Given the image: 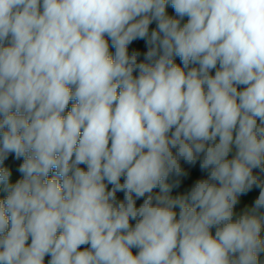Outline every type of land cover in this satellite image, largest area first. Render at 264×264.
I'll list each match as a JSON object with an SVG mask.
<instances>
[{
  "label": "clouds",
  "instance_id": "obj_1",
  "mask_svg": "<svg viewBox=\"0 0 264 264\" xmlns=\"http://www.w3.org/2000/svg\"><path fill=\"white\" fill-rule=\"evenodd\" d=\"M0 192V264H264V0H0Z\"/></svg>",
  "mask_w": 264,
  "mask_h": 264
},
{
  "label": "trees",
  "instance_id": "obj_2",
  "mask_svg": "<svg viewBox=\"0 0 264 264\" xmlns=\"http://www.w3.org/2000/svg\"><path fill=\"white\" fill-rule=\"evenodd\" d=\"M172 10V9H171ZM171 14L173 13V10L171 12ZM155 25L153 24L150 27H154ZM133 48L138 49V50H146L144 49V43L143 41H134L132 45L129 46V51H131ZM177 63H179V58H177ZM71 107V103L69 105V108L67 110H70ZM66 110V111H67ZM21 161H15L13 160V158L10 156L9 160L5 162L6 165L10 166L12 168L13 171H15V168L19 166V163H21ZM184 168L189 171L190 175L188 177H184L181 178L182 183L181 186L179 188H174L172 191V195L175 196L177 194H183L186 193L187 190L191 187L192 183L194 182L195 179L200 178L202 176H205V173H201L199 170V165L197 164L196 167L192 168L188 165H183ZM154 191H159V189H155ZM259 194V189H253L251 192L247 193L246 195L241 197V204L237 205V209H242L246 204L248 206L251 205L252 201H254V199L256 198V196H258ZM5 194L0 192V198H2ZM118 197L122 198L123 197V193H118ZM142 201H138L137 203H141ZM178 211V209H177ZM264 236V234H263ZM30 242V241H29ZM136 249H133V252H136ZM48 259H50V257H46L45 258V264H47ZM261 259H264V254H262Z\"/></svg>",
  "mask_w": 264,
  "mask_h": 264
},
{
  "label": "rangeland",
  "instance_id": "obj_3",
  "mask_svg": "<svg viewBox=\"0 0 264 264\" xmlns=\"http://www.w3.org/2000/svg\"><path fill=\"white\" fill-rule=\"evenodd\" d=\"M168 12H169V14H171V12H172L170 7L168 8ZM186 20H187V18H185V20L182 21V23L186 22ZM110 51H112L114 53V49L110 48ZM19 178H20V174L16 171H13L12 181L14 182L16 179H19Z\"/></svg>",
  "mask_w": 264,
  "mask_h": 264
},
{
  "label": "built area",
  "instance_id": "obj_4",
  "mask_svg": "<svg viewBox=\"0 0 264 264\" xmlns=\"http://www.w3.org/2000/svg\"><path fill=\"white\" fill-rule=\"evenodd\" d=\"M110 43V42H109ZM264 232H262V236H263Z\"/></svg>",
  "mask_w": 264,
  "mask_h": 264
}]
</instances>
